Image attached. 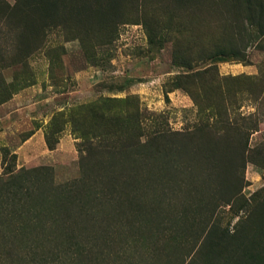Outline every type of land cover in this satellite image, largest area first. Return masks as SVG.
Instances as JSON below:
<instances>
[{
  "label": "rangeland",
  "instance_id": "374dc122",
  "mask_svg": "<svg viewBox=\"0 0 264 264\" xmlns=\"http://www.w3.org/2000/svg\"><path fill=\"white\" fill-rule=\"evenodd\" d=\"M0 264H264V0H0Z\"/></svg>",
  "mask_w": 264,
  "mask_h": 264
},
{
  "label": "trees",
  "instance_id": "16d2710c",
  "mask_svg": "<svg viewBox=\"0 0 264 264\" xmlns=\"http://www.w3.org/2000/svg\"><path fill=\"white\" fill-rule=\"evenodd\" d=\"M247 1H249V0H247ZM51 148V147H50Z\"/></svg>",
  "mask_w": 264,
  "mask_h": 264
}]
</instances>
